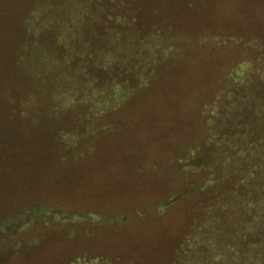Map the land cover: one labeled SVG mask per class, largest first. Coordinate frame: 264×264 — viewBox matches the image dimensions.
Segmentation results:
<instances>
[{
    "label": "rangeland",
    "instance_id": "1",
    "mask_svg": "<svg viewBox=\"0 0 264 264\" xmlns=\"http://www.w3.org/2000/svg\"><path fill=\"white\" fill-rule=\"evenodd\" d=\"M59 1L68 11L81 2L0 0V264H229V251H209L198 236L228 233L227 222L242 216L233 210L263 218L264 192L254 202L229 196L186 210L199 197L165 186L163 166L174 160L170 137L190 129L192 98L236 54L194 37L253 29L264 22L263 1L125 0L123 20L139 16L142 30L136 41L92 53L96 77L62 65L65 54L86 55V44L68 35L59 48L49 38ZM104 3L97 29L107 27L112 42L118 16L112 0ZM49 47L58 58L47 55ZM102 75L110 82L97 89ZM108 92L120 101L97 106L91 121L83 102ZM185 163L192 165L189 157ZM237 233L244 238L238 227L231 238Z\"/></svg>",
    "mask_w": 264,
    "mask_h": 264
},
{
    "label": "trees",
    "instance_id": "2",
    "mask_svg": "<svg viewBox=\"0 0 264 264\" xmlns=\"http://www.w3.org/2000/svg\"><path fill=\"white\" fill-rule=\"evenodd\" d=\"M80 1L79 5L74 4L73 8L70 7L71 3L68 4L69 11L63 6L65 4L59 1V6L53 9L48 17L49 38L55 39L54 45L59 48L68 35L70 37L76 35L79 39H84L86 55L82 54L77 58L75 54L71 56L65 54L62 65L76 67L81 73H83L81 69H84L85 74L89 73L96 77L91 64L92 53L97 50V55L101 56L102 50L114 49L121 42L135 40L138 38L135 31H138V34L141 32V24L138 20L139 16L135 15L129 16L133 23L123 20V10L127 8V1L112 0L110 10L118 17L109 36L112 42H109L105 38L107 27L97 29L102 24L101 13L104 15L108 13L104 0H99L100 3H93L92 0ZM262 1L264 3V0ZM116 6L120 7L119 11ZM176 31V36H179V30ZM219 35L222 37L218 38ZM194 38H201L211 48H232L236 54L223 64V66L226 64V71L223 67V76L215 74L214 84L205 86V89L198 91L192 98V106L188 109L193 115L190 129L181 126L185 132L180 130L170 137L168 149L171 150L170 152L174 150L175 152L173 157H168L174 159L173 162L163 166L165 186L171 188L176 185L175 188L178 190L189 191L185 197L191 195L190 192L194 197H199L198 202L192 201L186 210L207 209L205 202L221 201L229 196L238 204L254 202L257 192L260 190L261 193L264 192L262 188L264 184V22L253 29L242 24L237 29H228L222 34L220 31L209 30L199 33V36ZM216 41L219 43L216 44ZM44 47L39 48L36 45L34 51ZM47 55L58 58L56 50L51 47ZM87 77L89 79V76ZM97 78L101 79V85L96 86L97 89H103L110 82L109 76L106 75ZM86 83L90 84L88 81ZM88 84L87 87H90ZM125 87L129 90L130 84ZM208 87L211 92L207 91ZM106 95L105 98L98 97L95 100L86 98L83 102L84 106H90L88 114L91 113L89 117L91 121L94 120V114L120 101L110 92ZM90 125L86 128L92 127ZM186 157H189L192 165H186ZM200 194L207 200H203ZM234 214L242 216L235 221L227 222L228 233L225 234L224 230H221L208 236L201 234L198 236L199 242L208 246L209 251L213 249L229 251V264H264V216L254 220L249 210H233L232 215ZM193 222L195 224V218ZM187 224L184 225L185 227L182 226L181 235L189 232ZM189 227L192 228L193 224L190 223ZM236 227L239 232L242 231V236L245 234L244 238L238 233L236 234L238 238L236 236L235 239L231 238L230 232ZM247 242L251 243L249 245L252 248L249 249L247 245L246 248L244 247ZM234 251L238 252V258L234 259L231 256ZM221 252L223 255L227 254ZM251 252L253 257H257L254 259L255 262L252 261L253 257L251 259L248 255ZM194 259L196 260L197 257L195 256Z\"/></svg>",
    "mask_w": 264,
    "mask_h": 264
}]
</instances>
